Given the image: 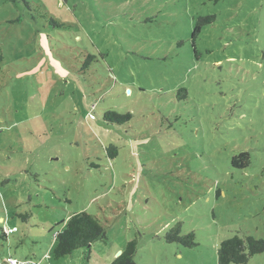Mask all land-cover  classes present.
I'll list each match as a JSON object with an SVG mask.
<instances>
[{"label": "rangeland", "instance_id": "obj_1", "mask_svg": "<svg viewBox=\"0 0 264 264\" xmlns=\"http://www.w3.org/2000/svg\"><path fill=\"white\" fill-rule=\"evenodd\" d=\"M78 212L106 240L52 259ZM234 235L264 239V0H0V263L217 264Z\"/></svg>", "mask_w": 264, "mask_h": 264}, {"label": "trees", "instance_id": "obj_2", "mask_svg": "<svg viewBox=\"0 0 264 264\" xmlns=\"http://www.w3.org/2000/svg\"><path fill=\"white\" fill-rule=\"evenodd\" d=\"M61 1L66 2L67 0ZM214 20V16H207L197 20L191 34L192 43H194L195 39L200 34L201 27L213 23ZM87 58L89 59L90 57L88 56ZM85 62L86 60L79 62V69H77L76 73L83 71V67H86L84 66L86 65ZM103 119L105 122L121 126L131 120V115H122L115 111L108 110L104 113ZM110 148L117 152L114 146L111 145ZM115 155L116 153L112 155L111 158H114ZM245 156V154H239L232 159L231 164L236 167V161L245 158ZM3 235L5 234L3 233ZM164 239L167 243H177L187 248L196 246L193 233L181 236L178 224L173 226L166 233ZM105 240V228L95 216L86 212L73 213L66 221L62 222L61 229L55 233L54 246L51 249L50 257L54 260H58L70 255L74 250H89L94 242ZM136 251V240L129 241L124 251H122L111 264H136L134 261ZM261 253H264V239L234 235L220 242L216 252L217 264H248L253 256ZM0 264H8L6 258Z\"/></svg>", "mask_w": 264, "mask_h": 264}, {"label": "built area", "instance_id": "obj_3", "mask_svg": "<svg viewBox=\"0 0 264 264\" xmlns=\"http://www.w3.org/2000/svg\"><path fill=\"white\" fill-rule=\"evenodd\" d=\"M6 262L8 264H25L24 262H18L17 260L10 258V257L6 258Z\"/></svg>", "mask_w": 264, "mask_h": 264}, {"label": "water", "instance_id": "obj_4", "mask_svg": "<svg viewBox=\"0 0 264 264\" xmlns=\"http://www.w3.org/2000/svg\"><path fill=\"white\" fill-rule=\"evenodd\" d=\"M89 247H90V245H89ZM118 254H120V253H118Z\"/></svg>", "mask_w": 264, "mask_h": 264}]
</instances>
